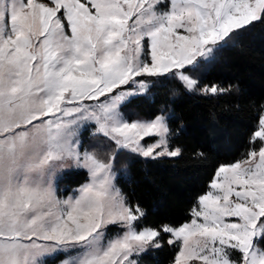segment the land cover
Returning a JSON list of instances; mask_svg holds the SVG:
<instances>
[{
    "label": "snow or ice",
    "instance_id": "snow-or-ice-1",
    "mask_svg": "<svg viewBox=\"0 0 264 264\" xmlns=\"http://www.w3.org/2000/svg\"><path fill=\"white\" fill-rule=\"evenodd\" d=\"M256 23L264 0H0V264H139L165 241L171 264H264V114L179 225H146L114 171L181 155L166 109L129 105L167 85L224 95L200 77ZM69 168L88 180L62 198Z\"/></svg>",
    "mask_w": 264,
    "mask_h": 264
},
{
    "label": "trees",
    "instance_id": "trees-1",
    "mask_svg": "<svg viewBox=\"0 0 264 264\" xmlns=\"http://www.w3.org/2000/svg\"><path fill=\"white\" fill-rule=\"evenodd\" d=\"M200 79L203 84L231 87L222 96L204 97L183 91L173 95L175 85L158 86L128 107L132 119H150L166 109L174 132L170 144L181 149L176 158L154 161L118 157L117 185L130 202L145 209L148 226H175L190 219L196 198L207 191L216 169L243 159L253 147L249 138L264 114V23L243 31L234 44L217 53ZM83 139L89 142V137ZM87 180L85 171L76 170L61 184L69 185L68 195ZM173 256L165 241L162 248L142 255L139 264H171Z\"/></svg>",
    "mask_w": 264,
    "mask_h": 264
},
{
    "label": "rangeland",
    "instance_id": "rangeland-1",
    "mask_svg": "<svg viewBox=\"0 0 264 264\" xmlns=\"http://www.w3.org/2000/svg\"><path fill=\"white\" fill-rule=\"evenodd\" d=\"M163 158H176V157H163ZM76 170H78V169H72V168H69V169H64L63 171H61V172H58L57 173V175H56V180H55V182H56V185H57V189H58V194L62 197V198H66L68 195H71V194H73V192H74V190H76V189H78V188H76V189H74L73 191H71L68 195H66L65 194V192H66V190L69 188V185L67 184V183H64V184H61L62 183V181H64V179H65V176L67 175V174H70V173H72L73 171H76ZM114 171H115V173H116V179H115V184H116V187L119 189V187H118V185H117V172H116V170L114 169ZM86 183V182H85ZM120 190V189H119ZM146 253H148V252H146ZM146 253H144V254H146ZM144 254H142V255H144ZM141 255V256H142ZM140 256V257H141ZM198 262V261H197ZM199 263V262H198ZM50 264H51V262H50Z\"/></svg>",
    "mask_w": 264,
    "mask_h": 264
}]
</instances>
